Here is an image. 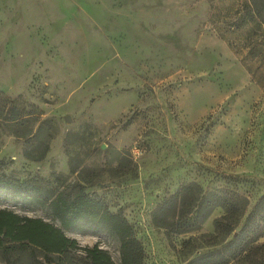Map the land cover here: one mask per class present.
Listing matches in <instances>:
<instances>
[{"label": "rangeland", "instance_id": "374dc122", "mask_svg": "<svg viewBox=\"0 0 264 264\" xmlns=\"http://www.w3.org/2000/svg\"><path fill=\"white\" fill-rule=\"evenodd\" d=\"M0 91L37 112L0 130V175L104 199L132 223L143 264H192L235 236L242 251L226 264H264V21L251 0H0ZM186 185L188 216L204 196L221 205L203 222L155 225ZM0 209L121 264L107 231L64 227L11 195ZM252 212L261 229L246 238ZM9 256L33 263L28 244Z\"/></svg>", "mask_w": 264, "mask_h": 264}, {"label": "trees", "instance_id": "16d2710c", "mask_svg": "<svg viewBox=\"0 0 264 264\" xmlns=\"http://www.w3.org/2000/svg\"><path fill=\"white\" fill-rule=\"evenodd\" d=\"M251 5L254 13L264 21V0H251ZM33 108V105L24 103L20 97L12 98L0 91V130L11 124H24L31 116H36L37 112L33 111ZM32 132L30 130L22 136L34 137L36 133ZM46 150L47 148H44L38 156L42 157ZM27 154L32 155L30 150ZM1 164H4V161H0ZM192 188V185L183 186L165 199L152 214L154 224L172 229L182 222H203L213 208L221 205L218 198L204 196L196 205V210L188 216L189 212L184 209L190 207L186 199ZM4 195L49 207L53 216L64 227H74L83 231H107L120 241L121 264L144 263V247L137 238L132 223L122 213L112 211L104 199L90 194L83 188L78 189L73 195H68L39 181H21L1 174L0 196ZM256 221L252 212L242 227L246 238L260 231L261 223ZM217 222L222 223V218L217 219ZM241 238L235 236L222 249L204 253L194 259L192 264L228 263L241 254L243 243ZM17 244H28L31 247L32 264H115L110 253L99 244L82 246L77 239L67 236L61 227L40 217L22 216L13 211L0 209V249L11 264L13 263L9 256L10 249ZM39 250L42 258L39 257Z\"/></svg>", "mask_w": 264, "mask_h": 264}]
</instances>
